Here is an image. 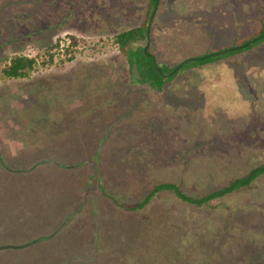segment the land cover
<instances>
[{"label":"rangeland","instance_id":"obj_1","mask_svg":"<svg viewBox=\"0 0 264 264\" xmlns=\"http://www.w3.org/2000/svg\"><path fill=\"white\" fill-rule=\"evenodd\" d=\"M148 9L149 0H0V68L65 35L87 41L71 61L60 54L28 78L0 76V106L12 101L0 111L7 162L46 161L25 174L31 181L1 183L0 245L40 242L30 253L0 251V264H264V174L206 206L163 191L127 209L160 183L199 198L264 164V41L197 73L178 71L157 93L131 84L125 54L98 42L141 25ZM263 29L264 0H159L148 52L172 68ZM84 171L100 184L82 188ZM43 172L46 199L33 191ZM19 187L27 226L6 207Z\"/></svg>","mask_w":264,"mask_h":264},{"label":"trees","instance_id":"obj_2","mask_svg":"<svg viewBox=\"0 0 264 264\" xmlns=\"http://www.w3.org/2000/svg\"><path fill=\"white\" fill-rule=\"evenodd\" d=\"M154 1L155 0H149L147 19L144 20V22L141 25L135 26L130 29L122 30L119 33L115 34L111 39H99L98 42H100L101 44H105V42L110 40L111 44L117 46L121 50V52L125 54V58L127 60V66L130 73V79H132V81H130L131 84L133 85L135 84L138 86L146 85L149 89L159 93L163 90L164 87H166L167 84L172 82L169 80L173 78L174 74L168 78L161 76L154 68L152 59L147 57L143 53L142 46H136L134 49H132L129 46L131 43H136L138 41H145L147 21L151 14ZM263 32L264 29L262 30L261 33ZM262 41H264V37L256 41L255 43L247 46L244 49L235 50L232 52L225 53L223 55L213 56L205 60L189 61L186 64H184L178 71H185L188 74L189 72L190 74H192L191 71L197 73V71L201 70L202 68H206L207 66L217 62L218 60L224 59L228 56L238 55L240 53H243L244 51H249L257 47L258 44L261 43ZM86 44L87 41L80 37H76L74 35H65L62 39L58 38L57 40H55L53 45L41 51L40 55L36 54L33 56H28L25 54H14L9 58L4 59L2 61L3 65L0 68V76L5 79H15V80L28 78L31 75V73L35 70L37 65H39L40 67L51 66L54 63V57L56 55H60V54L64 55L63 59L59 60L61 64H63L65 61L67 62L73 60L76 52L81 51L80 46H85ZM158 67L164 73H168L171 69L174 68V67L167 68L165 66H158ZM211 83L212 82H210V84ZM11 102L12 101L8 99H6V101H3L2 105L0 106L1 109L0 111L6 109L11 110L10 108ZM4 104H6V106H4ZM0 116H2L1 112H0ZM0 119H2V117H0ZM2 126H3V121L0 122V169L2 170V172L6 174V176H8L7 183H10L9 176L14 175L15 173L23 176H25V174H30L32 173L31 172L32 170L38 169L40 164H43L46 161L44 162L39 161L31 168L28 167L20 168V171L17 172H15L16 170H12L13 166L11 165L10 161L7 162V158H5L7 149L6 147H4V141L6 138V132L4 131L6 130V128ZM7 156L8 159L10 160V153L9 154L7 153ZM2 158H4V160H2ZM84 173L83 174L85 175V178L83 181L84 183L82 182L83 183L82 187H84V185L88 183V180L89 181L91 180V182H93L92 185L100 184L99 182H101V180L99 179L98 174L89 173L87 171H84ZM263 174H264V164L256 168H253L247 175L241 178L234 179L232 182H230L228 185L224 186L223 188L210 191L206 195L201 196L199 198H192L187 196L185 193L181 191L180 184L160 183L155 185L139 203H137L132 207L129 208L127 207V209L130 211L141 210L144 207H146L156 197V195H158L160 192L163 191L171 193L181 202H185L187 204L194 205L196 207L206 206L209 205L210 202L219 199L224 195L230 194L242 188H249L250 184L253 181H255L257 178L262 176ZM38 242L40 241H34L32 243L23 245L21 247L9 246V248H6V250L7 249L15 250L14 252H29L28 248L34 244H37ZM16 250H22V251H16Z\"/></svg>","mask_w":264,"mask_h":264},{"label":"crops","instance_id":"obj_3","mask_svg":"<svg viewBox=\"0 0 264 264\" xmlns=\"http://www.w3.org/2000/svg\"><path fill=\"white\" fill-rule=\"evenodd\" d=\"M12 170H16L15 172H17V171H20V168H16V167H13V169ZM36 170V169H35ZM17 173H15L14 175H12V176H9V180H10V182H12V181H14V180H16L15 182H23V180H27L28 178L27 177H30V176H23V175H20V174H17ZM43 175L45 174V172H43L42 173ZM51 174V173H50ZM50 174H49V176H50ZM82 176H83V174L82 175H80L79 176V181H80V183H81V178H82ZM31 178L32 177H30L29 178V181H31ZM46 179H48V178H46V175H44L42 178H41V180H40V182H41V186H42V190H40V189H36V188H34V190L33 191H35L36 190V195H39V197L41 196V197H44V199H46V198H49L48 196H47V194L44 192V191H47V189L49 188V186H47L46 185ZM7 180H8V176H6V174L4 173V172H2V170L0 169V186L2 185L1 183H3L4 185L5 184H7V183H5V182H7ZM84 181V180H83ZM84 183V182H83ZM83 183H82V185H83ZM11 184V183H10ZM177 184V183H176ZM4 185H2V187H1V189H5V186ZM83 188V187H82ZM19 190L21 189V187H19L18 188ZM16 193H17V202L15 203V204H10V206L8 207V203L9 202H7V205H6V207L8 208V209H10L9 210V213L10 212H16L18 215H16V216H19V221L21 222V225L22 226H27V223L26 222H31V219H32V217L30 216V214H28V213H26V215H23L24 214V212H26L27 211V209H25V208H23L21 205L19 206V205H17V203L18 202H22L26 197H24V194H23V191H22V189L20 190V191H18V190H16L15 191ZM172 195V194H171ZM174 196V195H173ZM50 198H51V196H50ZM144 198V197H143ZM37 200V198H36V196H34L33 198H32V201L34 202V201H36ZM150 204V203H149ZM148 204V205H149ZM147 205V206H148ZM44 206H45V204H44ZM33 207V209H34V213H36V214H38L39 215V217H40V220H43L44 219V215H42V208L40 207V206H32ZM145 208V207H144ZM143 208V209H144ZM50 210H53V204L51 205V207H50ZM142 210V209H141ZM57 213H61V211L60 210H57L56 211ZM35 221H36V219H35ZM28 228V227H27ZM14 235V234H13ZM44 240H46V239H44ZM26 243H29V242H25L24 243V245L26 244ZM31 243V242H30ZM5 246H14V247H21V246H23V244L22 245H20V244H12V243H9V244H6V245H0V247H5ZM2 250H6V249H0V251H2ZM29 250V249H28ZM14 252V251H13ZM21 253H23V252H21ZM92 264V263H91Z\"/></svg>","mask_w":264,"mask_h":264},{"label":"water","instance_id":"obj_4","mask_svg":"<svg viewBox=\"0 0 264 264\" xmlns=\"http://www.w3.org/2000/svg\"><path fill=\"white\" fill-rule=\"evenodd\" d=\"M158 3H159V0H155L154 1V5H153V8H152V11H151V14L149 16V19L147 21V26H146V32H145V45L143 46V53L152 59V63H153V66L154 68L156 69V71L163 77L165 78H168V77H171L173 74H175L184 64H186L187 62L189 61H200V60H205L207 58H210V57H213V56H218V55H223L225 53H228V52H232V51H235V50H240V49H244L246 48L247 46L255 43L256 41L260 40L261 38L264 37V32L261 33L259 36H256V37H253L247 41H245L244 43L242 44H239V45H236V46H232V47H229V48H225V49H222V50H219V51H216V52H213V53H208L206 55H202V56H198V57H190V58H187V59H184L183 61L179 62L173 69H171L168 73H164L162 72L157 63H156V60H155V57L150 53L148 52V48H149V45H150V38H149V35H150V28H151V24H152V21H153V18H154V15L156 13V10H157V7H158ZM42 240V239H41ZM6 248H9V246H5V247H0V249H6Z\"/></svg>","mask_w":264,"mask_h":264}]
</instances>
